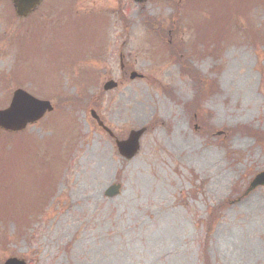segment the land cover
I'll list each match as a JSON object with an SVG mask.
<instances>
[{
    "label": "rangeland",
    "instance_id": "374dc122",
    "mask_svg": "<svg viewBox=\"0 0 264 264\" xmlns=\"http://www.w3.org/2000/svg\"><path fill=\"white\" fill-rule=\"evenodd\" d=\"M255 1L239 34L214 50L186 47L185 0H43L24 19L0 0V108L16 87L50 100L54 110L14 137L38 143L45 162L56 140L60 157L48 189L28 167L0 182V264H207L205 255L209 264H264V186L245 193L264 170V147L245 133L264 132V39L250 35L264 34V6ZM197 11L208 17L206 6ZM175 39L213 82L195 117L184 104L197 83L172 62ZM109 79L116 88L103 90ZM200 113L208 136L194 127ZM143 126L138 152L123 158L115 139Z\"/></svg>",
    "mask_w": 264,
    "mask_h": 264
},
{
    "label": "trees",
    "instance_id": "16d2710c",
    "mask_svg": "<svg viewBox=\"0 0 264 264\" xmlns=\"http://www.w3.org/2000/svg\"><path fill=\"white\" fill-rule=\"evenodd\" d=\"M198 1V0H195ZM200 2H206L210 6L214 7L210 12L209 18L204 19V22L201 23L200 30L202 34H198L200 41L202 42L203 49L209 48L212 46L214 50H216L221 41H223L226 37H230L231 35H235L238 33L241 28V22L246 18L247 9H243L244 5L248 4L251 0H199ZM260 3L264 6V0H260ZM222 6V8L218 11V9ZM223 10V11H222ZM240 18V20H239ZM248 23V29H251V24ZM252 38L262 39L263 35L258 36L256 32L251 31L250 33ZM180 45L179 42H177ZM196 44H193L195 47ZM214 46V47H213ZM171 47L173 51L171 52V57L173 61L180 64V68L182 73L191 75L196 81L195 95L190 103L187 104L188 108H191L192 111L197 115L200 110V103L207 93H210L211 87L213 86L212 81H206L204 78H201L194 68L189 64L186 55L181 53L179 47L177 48L176 43H171ZM176 48V49H175ZM208 84L206 87L205 85ZM198 112V113H197ZM201 113L199 114V121H201ZM201 125L203 123H200ZM205 132L207 134L211 133L210 128L204 126ZM227 132L233 131V129H227ZM245 133L254 137L257 144L264 147V132L253 130L250 128H245ZM15 135H11L13 138L0 137V182L2 183H12L14 180L13 171L18 174L19 172H25V169L28 167L29 172L33 171H44L43 178H45L50 171V167L54 164V162H60V157L57 153H54V149L52 148V143L50 147L51 156L50 160L47 162L44 161V158L39 159L36 157V148L34 144H30L32 142H26L24 139H15ZM34 146V147H33ZM229 151V150H228ZM34 153V154H33ZM14 164V165H13ZM40 169H39V168ZM42 172V171H41ZM25 174V173H21ZM223 203V202H222ZM225 204V203H224ZM224 204H219L216 208L223 209ZM215 210V211H216ZM0 219L5 213H8V210L0 209ZM209 220V219H208ZM1 222V220H0ZM204 260L207 264L208 258L205 255Z\"/></svg>",
    "mask_w": 264,
    "mask_h": 264
},
{
    "label": "water",
    "instance_id": "95a60500",
    "mask_svg": "<svg viewBox=\"0 0 264 264\" xmlns=\"http://www.w3.org/2000/svg\"><path fill=\"white\" fill-rule=\"evenodd\" d=\"M13 2L15 12L18 16H26L40 2V0H11ZM140 1V0H136ZM136 74L132 73L131 78ZM116 83L107 81L104 89L115 87ZM52 107L46 100H39L22 89H16L11 97V101L7 108L0 110V128L8 131H19L26 127L28 123H32L42 117V115L51 111ZM94 114V113H93ZM144 129L131 131L127 139L117 141V147L121 155L125 158H131L138 149V140ZM264 185V171L258 173L250 183L249 189L256 186ZM118 185L109 187L106 195L113 196L118 193ZM4 264H24L15 258L6 260Z\"/></svg>",
    "mask_w": 264,
    "mask_h": 264
}]
</instances>
